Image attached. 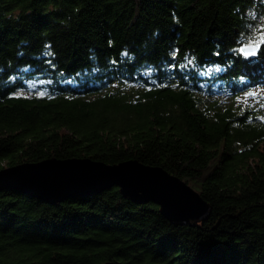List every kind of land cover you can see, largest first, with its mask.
Returning <instances> with one entry per match:
<instances>
[{
    "label": "trees",
    "instance_id": "16d2710c",
    "mask_svg": "<svg viewBox=\"0 0 264 264\" xmlns=\"http://www.w3.org/2000/svg\"><path fill=\"white\" fill-rule=\"evenodd\" d=\"M263 16L261 0H0V169L136 159L212 207L174 225L117 186L58 204L2 188L0 264H264V107L234 102L264 88Z\"/></svg>",
    "mask_w": 264,
    "mask_h": 264
},
{
    "label": "water",
    "instance_id": "95a60500",
    "mask_svg": "<svg viewBox=\"0 0 264 264\" xmlns=\"http://www.w3.org/2000/svg\"><path fill=\"white\" fill-rule=\"evenodd\" d=\"M245 47L248 51L258 49L257 44H245L239 50ZM112 186L132 201L156 203L160 213L174 225L195 226L212 209L181 177L136 159L109 164L91 158H48L0 169V189H18L52 204L69 197H86Z\"/></svg>",
    "mask_w": 264,
    "mask_h": 264
},
{
    "label": "rangeland",
    "instance_id": "374dc122",
    "mask_svg": "<svg viewBox=\"0 0 264 264\" xmlns=\"http://www.w3.org/2000/svg\"><path fill=\"white\" fill-rule=\"evenodd\" d=\"M261 1L264 5V0H261ZM252 31H253L254 37H256L255 39H257L258 41L264 38V16L261 22L252 28ZM211 71H213V69L209 68L205 70L203 73L209 74L211 73ZM253 92L256 94L251 95V93ZM246 93H248V95H245V92H243L242 94H239L237 97L234 98L235 105L248 106L250 108L258 107L259 105L260 107H264V88L263 87L250 89ZM207 96H210V95H207ZM212 96L217 97L220 100V103L222 104H225L230 99L228 95H225L223 93H217V96L215 95H212Z\"/></svg>",
    "mask_w": 264,
    "mask_h": 264
},
{
    "label": "snow or ice",
    "instance_id": "6c2138e0",
    "mask_svg": "<svg viewBox=\"0 0 264 264\" xmlns=\"http://www.w3.org/2000/svg\"><path fill=\"white\" fill-rule=\"evenodd\" d=\"M240 51H241V54H242V55H243V56H244L249 62H251V58H253V57H258V56L261 55V53H259V52H257V51H248V50H247V47L241 49ZM175 55H176V53H173V57H175ZM215 55L219 56V55H220V52H216ZM93 59H95V58L93 57ZM169 66H170V67H173V68L176 67V65H175L174 63H173V64H170ZM180 67L183 68L184 65L181 64ZM219 70H220V68H219V65H218V66H217V71H219ZM3 73H4V69H3V68H0V76H2ZM76 75H79V72H77ZM13 79H18V77H14ZM241 79H243V77H241ZM62 82H63V81H62ZM49 83H50V82H49ZM18 94H20V93H17V92H15L14 90H12V95H18ZM255 94H256V93H254V92L251 93V95H255ZM37 95L43 97V96L46 95V93L43 92V91H41V92H38ZM245 95H248V93H245Z\"/></svg>",
    "mask_w": 264,
    "mask_h": 264
}]
</instances>
